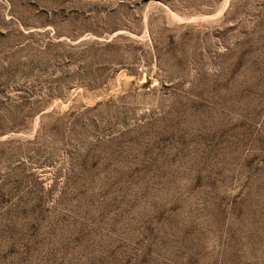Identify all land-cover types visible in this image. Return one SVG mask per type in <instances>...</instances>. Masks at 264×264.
Here are the masks:
<instances>
[{
    "label": "rangeland",
    "instance_id": "obj_1",
    "mask_svg": "<svg viewBox=\"0 0 264 264\" xmlns=\"http://www.w3.org/2000/svg\"><path fill=\"white\" fill-rule=\"evenodd\" d=\"M0 264H264V0H0Z\"/></svg>",
    "mask_w": 264,
    "mask_h": 264
}]
</instances>
